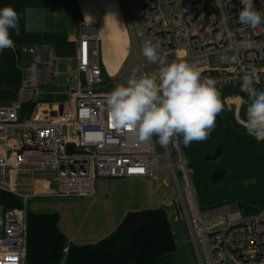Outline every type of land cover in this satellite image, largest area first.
Instances as JSON below:
<instances>
[{
	"label": "built area",
	"instance_id": "obj_1",
	"mask_svg": "<svg viewBox=\"0 0 264 264\" xmlns=\"http://www.w3.org/2000/svg\"><path fill=\"white\" fill-rule=\"evenodd\" d=\"M119 1L140 74L156 69L152 64L147 68L142 55L144 42L151 39L168 62L196 65L203 76L218 81L219 90L240 88L242 69L254 73L255 87L264 90V32L237 22L241 0ZM253 4L264 20V0ZM164 6L180 12L169 18ZM77 43V64L68 66L63 82L60 59L50 48H19L30 61L18 99L0 105V191L19 198L23 206L0 205V264H26L27 219L35 197L91 199L98 179L152 178L163 168L161 159L200 264H264V210H244L237 202L200 205L178 137L162 145L159 154L153 137L139 141L117 131L104 102L112 83L104 79L99 26L83 23ZM27 103L35 108L21 119Z\"/></svg>",
	"mask_w": 264,
	"mask_h": 264
},
{
	"label": "crops",
	"instance_id": "obj_2",
	"mask_svg": "<svg viewBox=\"0 0 264 264\" xmlns=\"http://www.w3.org/2000/svg\"><path fill=\"white\" fill-rule=\"evenodd\" d=\"M111 1L0 0V8L11 5L21 14L19 35L11 32L15 47L0 52V105L11 104L19 97L30 59L23 66L24 55H19L18 48L47 47L60 59L59 65L75 66L77 38L85 22L99 26L101 44L103 34H108L111 29L106 48L101 47L100 55L104 78H111L109 81L115 83L114 77L125 66L130 53V37L126 24L125 33L120 21L111 13ZM26 9L31 11L26 12ZM26 24L30 31H25ZM65 77L66 73L61 74L60 81L63 82ZM220 92L224 109L217 116L209 138L194 141L186 147L182 136H178L182 153L192 170L197 200L204 207L237 202L249 207L250 211L264 210V141L257 142L239 123V120L246 119L250 102L242 101L239 88ZM218 149L221 150L219 153ZM161 165L163 168L155 177L100 178L96 181L93 198L58 199L54 207L50 206L61 216L59 229L67 239L66 252L70 243H99L118 229L129 212L144 209L162 208L166 211L176 242L180 230L176 225L181 224V229L185 227L189 233L185 220L176 211L173 179L165 168V160ZM216 174L223 177L215 179ZM43 197L31 200V210L36 206L33 202ZM45 207L48 208L46 204Z\"/></svg>",
	"mask_w": 264,
	"mask_h": 264
},
{
	"label": "clouds",
	"instance_id": "obj_3",
	"mask_svg": "<svg viewBox=\"0 0 264 264\" xmlns=\"http://www.w3.org/2000/svg\"><path fill=\"white\" fill-rule=\"evenodd\" d=\"M241 3L237 22L252 31L264 32V20L255 10L253 0ZM20 18L21 14L11 5L0 8V52L15 47L11 32L19 35ZM30 30L26 24L25 31ZM159 49V43L146 40L142 55L156 65L155 71L151 74L133 71L125 83L106 94L104 102L112 126L117 131L134 134L139 141L156 136L161 145H168L178 136H182L186 147L194 141L207 140L224 109L218 81L203 76L202 69L187 61L168 62ZM242 71L240 89L250 103L246 119L239 123L257 142L264 141V90L255 87L258 78L254 73Z\"/></svg>",
	"mask_w": 264,
	"mask_h": 264
},
{
	"label": "trees",
	"instance_id": "obj_4",
	"mask_svg": "<svg viewBox=\"0 0 264 264\" xmlns=\"http://www.w3.org/2000/svg\"><path fill=\"white\" fill-rule=\"evenodd\" d=\"M240 93L245 95L241 89ZM34 108L33 104H24L21 119L28 117ZM219 176L223 177L216 174L215 179L222 178ZM0 205L8 209L22 207L23 203L11 193L0 191ZM60 218L58 212L29 210L26 264H63L64 260L65 264H177L173 260L177 242L162 208L129 212L109 237L97 244L70 243L67 252V239L59 229Z\"/></svg>",
	"mask_w": 264,
	"mask_h": 264
},
{
	"label": "rangeland",
	"instance_id": "obj_5",
	"mask_svg": "<svg viewBox=\"0 0 264 264\" xmlns=\"http://www.w3.org/2000/svg\"><path fill=\"white\" fill-rule=\"evenodd\" d=\"M109 3L113 4L111 13L114 14V16L117 18V20L120 21L122 29L126 33L127 31L125 30V22H124L125 18L123 16V10H122V5H121L120 1L119 0H113ZM163 9H164V12L166 14H168L169 18H170L171 12H180L179 7H166V6H164ZM118 29L119 28L117 27L115 30H117V32H118ZM110 34H111V29L109 28L108 34H103V37H102L103 41H102L101 47L104 45L106 48V43L108 40V36ZM128 37H130V36H128ZM23 55H24L23 66H26L27 61L30 59V55L27 53H23ZM145 66L147 68H149L151 66V64L148 61H145ZM138 69L139 68H138V62L136 60V57L130 51L129 55L127 56V62L125 64V66L114 77V78H116L115 79L116 82L111 84V86H109L107 89L112 91L118 84L125 83L127 77L133 71H137L140 74ZM58 71L61 74H65L67 72L66 64L65 65H62V64L59 65ZM152 72H153L152 70H148L147 73L151 74ZM104 79H105L106 83H111L109 81V80H112L111 78L109 80H106V78H104ZM220 93H221V99H222V92H220ZM239 96L242 97L243 102L249 101V100L245 99V95L240 94V92H239ZM153 139H154V142L156 144L158 153L163 154L164 149H163L162 145L159 143L158 137L154 136ZM163 161L161 160L160 163L162 164ZM207 161L209 162L210 160L208 159ZM56 201H59V200L54 199L52 197H43L42 200H37L35 202L32 201L34 203V205H36L32 210L36 211V212H41V213H51V212H58L59 213V211H55V209L50 208V206L54 207V204ZM45 204L48 206V208L45 207ZM30 206H31V204L29 205V208H30ZM30 210H31V208H30ZM180 225L181 224H178V226L176 225V229L180 228V230L178 231L177 250L173 255V258H174L173 260H175L177 264H200V261H199V258L197 256V253L195 251L194 245L190 241L189 233L187 232V230H185L186 229L185 227L183 229H181Z\"/></svg>",
	"mask_w": 264,
	"mask_h": 264
},
{
	"label": "bare ground",
	"instance_id": "obj_6",
	"mask_svg": "<svg viewBox=\"0 0 264 264\" xmlns=\"http://www.w3.org/2000/svg\"><path fill=\"white\" fill-rule=\"evenodd\" d=\"M38 185H39V188L38 189L39 190H43L44 187H43L42 183L40 182V183H38Z\"/></svg>",
	"mask_w": 264,
	"mask_h": 264
},
{
	"label": "water",
	"instance_id": "obj_7",
	"mask_svg": "<svg viewBox=\"0 0 264 264\" xmlns=\"http://www.w3.org/2000/svg\"><path fill=\"white\" fill-rule=\"evenodd\" d=\"M53 105H51V107H52ZM62 110H63V106L61 105L60 106V111L62 112ZM53 115H55V113H52Z\"/></svg>",
	"mask_w": 264,
	"mask_h": 264
},
{
	"label": "snow or ice",
	"instance_id": "obj_8",
	"mask_svg": "<svg viewBox=\"0 0 264 264\" xmlns=\"http://www.w3.org/2000/svg\"><path fill=\"white\" fill-rule=\"evenodd\" d=\"M135 171H143V169H137V170H135Z\"/></svg>",
	"mask_w": 264,
	"mask_h": 264
}]
</instances>
